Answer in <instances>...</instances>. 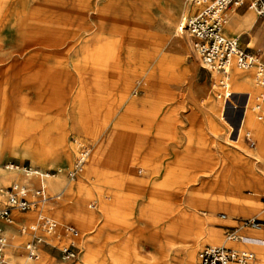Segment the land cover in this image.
<instances>
[{"label":"rangeland","instance_id":"rangeland-1","mask_svg":"<svg viewBox=\"0 0 264 264\" xmlns=\"http://www.w3.org/2000/svg\"><path fill=\"white\" fill-rule=\"evenodd\" d=\"M169 7L176 8L178 29L180 17L182 22L191 12L189 0H0V188L29 178L7 172L6 163L54 175L58 194L52 197L46 187L48 199L39 206L77 229L76 259L61 258L68 236L57 223V237L50 236L36 262L48 252L51 264H113L117 254L124 264H160V252L171 251L178 264L188 260L190 239L197 238L194 264L204 246L223 244L251 249L253 264H264L261 247L225 240L227 231L250 234L245 220L264 219L209 205L239 193L264 207V180H249L250 172H264V135L246 121L264 127L252 110L257 88L247 105L254 116L246 111L241 122L246 94L232 93L238 109L224 106L219 75L213 84L185 34L187 48L167 45L162 13ZM252 12L256 21L242 33L241 46L249 41V51L264 60V18ZM231 80L228 91H238ZM64 142L71 146L68 156L61 151ZM82 145L89 153L71 179ZM91 155L97 162H87ZM88 165L92 170L86 171ZM81 182L82 192L65 196L66 188L74 192ZM164 204L167 214L160 212ZM69 205L87 219L60 216ZM36 210L13 213L30 223ZM182 212L195 214L198 236L197 228L180 227ZM20 226L6 236V248L13 236L23 238V248L12 258L6 249V260L34 263L25 258L28 237L18 235ZM259 236L264 238V224Z\"/></svg>","mask_w":264,"mask_h":264},{"label":"built area","instance_id":"built-area-1","mask_svg":"<svg viewBox=\"0 0 264 264\" xmlns=\"http://www.w3.org/2000/svg\"><path fill=\"white\" fill-rule=\"evenodd\" d=\"M189 3L198 7V10L187 16L183 20V31H186L192 49L198 54L202 67L209 71H216L220 74L219 87L221 88L220 98L229 103L230 93L227 90L229 84V75L232 66L239 69H253V79L257 86L260 87L259 102L252 109L256 113V118H264V60H261L251 51L243 48L239 44L238 36H227L224 32V9L227 6H247L260 17H264V0H189ZM235 107L236 105L230 104ZM88 147L82 145L79 149L78 156L72 170L68 176L74 179L85 163L88 156ZM6 170H22L26 174L38 176L40 183L34 190L35 199L26 198L27 190L18 184H13L0 192L5 195L6 203L0 207V264H11L4 257L6 239L4 236V224L12 223L11 213L14 210L25 212L37 208L45 202L47 198L46 187L43 181L49 177V173H42L29 169L27 166H19L14 163H6ZM264 202V196H263ZM244 226L258 228L263 226L264 222L258 219H247L243 222ZM56 221L48 216L40 214L36 223L29 226L20 227L21 233L31 234V240L26 244L28 256L37 258V249L39 245L45 243L42 237L36 234L42 231L46 234H55L58 231ZM62 231L69 236L67 243L60 248L62 259L74 260L77 257L78 249L74 236L77 229L73 225L63 226ZM226 240H241L235 230L228 231ZM254 253L248 250H237L225 245H206L199 253L198 264H249L254 260Z\"/></svg>","mask_w":264,"mask_h":264},{"label":"bare ground","instance_id":"bare-ground-1","mask_svg":"<svg viewBox=\"0 0 264 264\" xmlns=\"http://www.w3.org/2000/svg\"><path fill=\"white\" fill-rule=\"evenodd\" d=\"M187 8H188V6L185 3L184 4L185 11H186ZM176 13H177V11H176V8H174V7H169L167 13H165V12L162 13V17L165 18V23L163 25L166 28V32H167L166 34H168V37H167V41L168 42H166V43H167V45L169 44L171 47L172 46L175 47L178 44L182 48H184V47L187 48V46L185 44V41H184L183 34L181 33V30L183 28V20L181 22V19H183V16L180 17V19H179L178 29H175V28H177L176 25H175ZM253 22H254V14H253L252 10H248L246 14H238L234 10H229L227 15H225L224 28H226L227 33L229 32L230 34L234 33V32L241 33V32H243L245 30H248ZM147 42H149V40H147ZM190 44L191 43H189V45ZM159 45L160 44H158V46ZM248 45H249V43L247 44V46ZM154 46L156 47V45H154ZM191 49H192V46H191ZM192 53H193V55H195V56L197 55L198 56V54L193 49H192ZM198 58H199V56H198ZM230 71H231V76H232L231 84L233 85V89L238 90V91H234V92H232V91L230 92L229 91L230 96H231L232 93H235V92H244V94L248 95L247 101H249L250 100V91L253 92L255 90V88H256L255 87L256 85H255V82H254V79H253V73H252L253 69L243 70V69H239L237 67H232ZM211 72H212V75H211L212 83L216 84L217 79H218V73L216 71H211ZM151 76H153V75H151ZM250 76L252 77V81H253L252 87H250V85H249ZM151 79L152 78H149V80H151ZM245 87L249 88L248 89L249 91H243V89ZM227 90H229V87H228ZM129 101H132L131 98L129 99ZM246 104L248 105L249 102H246ZM130 107H132V103H130V105L128 106V108H130ZM225 112H226V110H225ZM246 115L247 114L245 113V117H246ZM246 121L249 124L250 128L253 129L254 132L256 131V132H258L260 134H264V127H263V125L258 123V121L256 122V121H254L251 118H247ZM61 151L66 156H68L69 152L71 151V146H69L67 144V142H64L63 145H62V150ZM47 155H43L41 157V159L42 160L45 159L44 157H46ZM260 155H262V154H260ZM55 157H58V154H56ZM88 159H87L88 163H90L92 161L90 164L93 163V160H95V162H97V159L95 158V155L89 156ZM156 164H158V163L156 162ZM89 169L92 170L91 167L88 165L86 167V171L89 170ZM249 174H250L249 180H251V181L257 180L259 182L260 180L261 181L264 180V172L263 173H259L258 171L254 170L253 172H250ZM53 176H51L48 180L43 181V184L45 185V187L48 188L49 193L52 194V197L54 196V194H58V193H55L54 191L59 187V181L57 180L56 177H53ZM1 180L3 181V179H1V177H0V181ZM83 186H84V183L81 182V185L78 188H76L74 190V192H73V189H70V188L67 189L66 188L65 189V196L72 195L73 193H76L77 191L78 192H82L84 190ZM80 188H83V189H80ZM161 194L162 193H160V194L158 193L159 196H161ZM163 195L165 196V194H163ZM209 205L213 209L221 208V209H224L225 211H227L228 213H235V212H238L241 209L245 214H253V215L255 214L256 216H258V218H263L264 219V207H262L261 203H259V201H257V198L256 199L254 197L243 198V197H241L239 195V193L236 194V197H234V196L231 197V199L228 200L227 202L223 203V202H215V201H213ZM161 207H162V209H161L160 212H162L164 214L169 213V211H170L169 205H165L164 204V206H161ZM160 208H159V210H160ZM190 208L193 209V205ZM182 213L183 214L181 215L180 222H179L180 223V227H182V229H184V230H190L191 228L195 227V228H197L196 229L197 233L195 235L198 236L199 235L198 232L200 230V223L198 222V219L194 216L195 214L193 215L191 213V215H190V214H186L184 212H182ZM60 216H62L65 219L68 218V217L80 218L78 210L73 205H69L67 207L65 206L64 209H62V212H61ZM87 216H84V217L81 216L80 219L81 220H84V219L86 220ZM165 220H168V218L166 217V219H164V221ZM57 223L61 226L60 229H63L62 228L63 224L61 222H59V221H57ZM250 228H252V227H250ZM168 229L171 230V229H173V227H171V229L170 228H168ZM244 229H246V228L244 227ZM259 233H261V227L252 228L251 229V233L241 236V240H239V242H244V243L246 242L248 244H251V245L253 244V245H257V247L258 246L261 247V248H259V250L257 252L259 253L260 257L261 256L264 257V238L260 237ZM50 236L52 238L54 237L53 234H46V240L49 241V242L51 241L50 240L51 239ZM54 238H56V237H54ZM22 240H23V238H17L15 236L12 237V239H11V241L8 244V247H7V254L10 256V258L18 255L19 252L21 251V249L23 248L22 244H21ZM198 242H199V240H197V238H191L190 239V245L187 248V253H186L188 260L186 262L178 263V264H194L195 249L197 247V243ZM160 253H161V261H162V263H160V264H175V263H173L174 260H175V257L172 256V252L171 251L170 252H168V251L167 252H160ZM121 258L122 257H120L119 254H117V256H112L111 259H112L113 264H124V259H121ZM30 262H34V263H29V261H27V264H51V256L47 252V253H44L43 259L41 261H38V262L30 261Z\"/></svg>","mask_w":264,"mask_h":264},{"label":"crops","instance_id":"crops-1","mask_svg":"<svg viewBox=\"0 0 264 264\" xmlns=\"http://www.w3.org/2000/svg\"><path fill=\"white\" fill-rule=\"evenodd\" d=\"M189 5H190V9H191V12L188 14V16L189 15H191V14H193V13H195L197 10H198V7H196V6H193V5H191L190 3H189ZM229 10H234L235 12H240V10H246L245 12H243V13H238V14H246L247 13V11L248 10H252V9H249L247 6H235V5H230V6H227L225 9H224V18H225V15H226V13H228L229 12ZM253 11V10H252ZM255 12V11H254ZM258 17H260V16H258ZM262 18H264V17H262ZM255 21H256V18H255V16H254V22L252 23V25L250 26V28L248 29V30H245V31H243V32H241L240 34H238V35H235V34H229V33H227L226 31H225V28H224V32H225V34L227 35V36H238L239 37V44H240V46L242 45V43L241 42H243L242 40H241V35H242V33H249V31L254 27V24H255ZM112 28V27H111ZM109 30H110V35H112V31H113V29H110L109 28ZM249 42V41H248ZM248 42L245 44V46H243V48H246L247 50H249V48L247 47V44H248ZM242 47V46H241ZM232 67H235V66H232ZM204 68V67H203ZM206 69V68H205ZM207 70V69H206ZM209 71V70H208ZM218 73V72H217ZM253 73V75H254V71L252 72ZM218 75H219V77H220V74L218 73ZM229 77L231 78V71H230V75H229ZM230 78H229V80H230ZM256 85V84H255ZM256 88H257V91H256V99H257V101H259V93H260V91H261V89H260V87L259 86H255ZM220 91H221V88H220ZM231 98V99H230ZM230 98H229V103L230 104H236V105H239L236 101H234L232 98H233V96H232V94H231V96H230ZM247 98H248V95H246V99H245V101H244V104L242 105L243 106V108H242V116L240 117L241 118V122L243 121V119H244V115H245V113H246V111H249V112H251V114H252V111L250 110V109H248L247 110V104H246V102H249V101H247ZM223 103H224V101H223ZM229 103H226V104H228L229 105ZM246 104V105H245ZM227 105V106H228ZM224 106H226L225 104H224ZM233 109H238L237 107H232ZM245 110V111H244ZM253 116H254V114H252ZM264 135V134H263ZM263 141H264V139H263ZM6 170V169H5ZM35 171H37V170H35ZM7 172H14V173H17V172H21L22 174H25L26 176H28L29 178H28V181L27 182H13V183H11L9 186H6L5 188H7V187H10V186H12L13 184H18L19 186H21V187H23V188H25L26 190H27V194H26V198L28 199V200H33V199H35V196H34V190L35 189H37L38 188V186H39V183H40V180H39V178H38V176H36V175H33V174H26V173H24L22 170H8ZM32 177L33 178H35L36 180L35 181H37V186L32 190V191H29V189H28V187H27V185H28V183H29V181L32 179ZM49 177H50V175H49ZM48 178H46L44 181H46ZM29 186V185H28ZM5 188H3V189H5ZM0 189H2V188H0ZM46 190H47V188H46ZM47 192V191H46ZM0 207H3L4 205H5V203H6V198H5V195L3 194V193H1L0 192ZM40 205V204H39ZM37 206V208H35L34 210H36V209H38V210H36V211H38V213H37V217H36V220L35 221H33V222H30V223H27L28 221H27V219H25L24 217H21V216H19L18 218H15L14 217V213L13 212H18V213H20V214H25V213H28V212H31V211H33V209H31V210H28V211H25V212H20V211H17V210H14V211H12V213H11V217H12V223H10V224H4L3 225V228H4V236H5V239H6V236H8V237H10L9 235H10V231L12 230V229H14L15 228V226H16V224H18V223H21V226L20 227H22V226H29V225H31V224H34V223H36L37 222V220H38V217H39V215L40 214H43V215H45V216H48V217H50L49 215H47V214H45L44 213V210H42V208H40V206ZM51 219H53L52 217H50ZM263 219V218H262ZM54 220V219H53ZM263 221V220H262ZM68 225H72V224H68ZM74 226V225H73ZM20 227H18L17 229H18V231H19V229H20ZM75 227V226H74ZM59 228V227H58ZM76 228V227H75ZM58 231H60V229H58ZM63 232V231H62ZM62 232H60V233H62ZM228 232V231H227ZM227 232H226V234H227ZM20 233V234H19ZM19 233H18V235L19 236H21V235H26L27 237H28V239L25 241V244H24V250H25V255H26V257L25 258H27L28 260H31V261H35V260H37L38 258H39V256L41 255V252H42V250H45V248H44V246L46 245V244H48L47 243V240H46V233H44V232H42L41 230L40 231H37L36 232V234L37 235H39L40 237H42L43 238V240L45 241V243H43V244H41V245H39V247H38V249H37V253H38V257L37 258H35V259H33V258H30L29 256H28V252H27V249H26V244L31 240V237H30V235L31 234H29V232H27V233H21L20 231H19ZM11 235H12V233H11ZM77 235V234H76ZM76 235L74 236V239H75V237H76ZM68 236V235H67ZM54 237H57V236H54ZM225 237H226V235H225ZM67 238H69V236L67 237ZM225 240H226V238H225ZM7 241V240H6ZM76 241V240H75ZM226 241H228V242H235V241H229V240H226ZM236 241H238V240H236ZM9 244V243H8ZM247 244V243H246ZM7 245V244H6ZM224 245V244H223ZM226 246V245H225ZM227 247H231V246H227ZM231 248H234V247H231ZM7 248H6V246H5V249H4V257H5V259H6V256H5V250H6ZM234 249H237V250H248V251H251V252H253L251 249H248V248H245V247H243V248H234ZM254 253V252H253ZM61 256V255H60ZM254 256H255V253H254ZM62 258V257H61ZM255 259H256V256H255V258H254V260L252 261V262H250L249 264H253V262L255 261ZM68 261H72V260H68ZM10 263V262H9ZM12 264V263H11Z\"/></svg>","mask_w":264,"mask_h":264},{"label":"water","instance_id":"water-1","mask_svg":"<svg viewBox=\"0 0 264 264\" xmlns=\"http://www.w3.org/2000/svg\"><path fill=\"white\" fill-rule=\"evenodd\" d=\"M183 33L185 34L186 33V31H183ZM188 41H189V43H190V40H189V37H188V35H187V33L185 34V36H184Z\"/></svg>","mask_w":264,"mask_h":264}]
</instances>
